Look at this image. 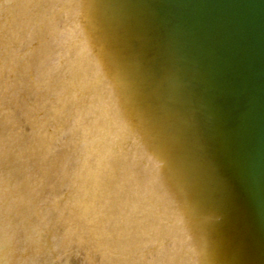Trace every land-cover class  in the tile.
<instances>
[{"label": "water", "instance_id": "95a60500", "mask_svg": "<svg viewBox=\"0 0 264 264\" xmlns=\"http://www.w3.org/2000/svg\"><path fill=\"white\" fill-rule=\"evenodd\" d=\"M0 264H264V0H0Z\"/></svg>", "mask_w": 264, "mask_h": 264}]
</instances>
